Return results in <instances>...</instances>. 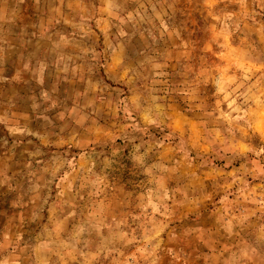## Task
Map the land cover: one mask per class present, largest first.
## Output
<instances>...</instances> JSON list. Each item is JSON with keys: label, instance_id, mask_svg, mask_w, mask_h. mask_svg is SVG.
<instances>
[{"label": "rangeland", "instance_id": "1", "mask_svg": "<svg viewBox=\"0 0 264 264\" xmlns=\"http://www.w3.org/2000/svg\"><path fill=\"white\" fill-rule=\"evenodd\" d=\"M74 1L0 0V264H264V0ZM32 20L94 65L21 69Z\"/></svg>", "mask_w": 264, "mask_h": 264}, {"label": "crops", "instance_id": "2", "mask_svg": "<svg viewBox=\"0 0 264 264\" xmlns=\"http://www.w3.org/2000/svg\"><path fill=\"white\" fill-rule=\"evenodd\" d=\"M37 2H38L37 7H32L31 9L32 18H34L36 15L39 17L44 15V12L43 13L41 12L40 1ZM74 2L79 4H85L84 6L86 7L89 5L87 0H81V1L75 0ZM67 14H66L67 17L70 20L75 17V15H73L72 17L71 12H67ZM36 20L38 21V19ZM30 27L31 30L29 37L27 35L25 36V38L24 35L18 37L22 39L24 46H27V48L23 49L22 56L24 59L28 61L24 63V66L21 69L41 70V71L63 70V71L75 72V71L89 70L91 66L94 65L92 61L89 59V54H92L94 52V49L92 47H89L90 44L92 45L94 43L93 32H87L81 35H73L64 26L65 29L61 33H59L58 31L55 32V29H51L52 32L43 35L40 33H36V31L38 32V28L34 24L33 20L31 22ZM41 59L44 60L45 62H42V66L38 67L37 66L39 63L38 61H40ZM88 84L91 86V88L87 90L86 83H84L82 87V90L85 91L84 96L82 99L79 98L74 100L75 102H78V104L75 105L72 109H70V107L72 106L71 103L73 102L72 99L63 100L61 97L62 88L60 89L59 87V89L57 88V91L55 90V94H50L54 96L52 100L53 102L55 101L56 113L62 111V113L55 115L56 118H61L63 116V113L68 110H71L72 115L79 114L78 112H85L84 109H86V105L90 104L89 101L92 99L90 92L93 87V81H90ZM133 96L134 98H136L138 102L140 101L142 103V111H141L142 114L149 113L150 111H152L157 107L152 96L143 93L141 89L138 88L134 89ZM133 96L131 97L133 98ZM67 98H70V96ZM64 106H66L67 108H65ZM58 127L59 126H55L56 129ZM62 137L63 134L59 136L60 142L62 141ZM39 195L42 196V194L29 195L30 199L34 200V203H32L31 206L32 208L30 210V214H34L35 210L37 211V206H38L37 201Z\"/></svg>", "mask_w": 264, "mask_h": 264}]
</instances>
